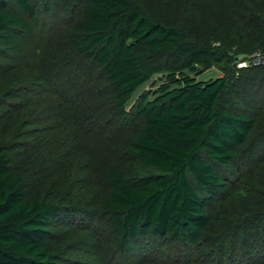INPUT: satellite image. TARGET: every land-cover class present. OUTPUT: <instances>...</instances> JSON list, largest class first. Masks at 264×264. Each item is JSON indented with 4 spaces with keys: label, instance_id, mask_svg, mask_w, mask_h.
<instances>
[{
    "label": "trees",
    "instance_id": "trees-1",
    "mask_svg": "<svg viewBox=\"0 0 264 264\" xmlns=\"http://www.w3.org/2000/svg\"><path fill=\"white\" fill-rule=\"evenodd\" d=\"M256 50L264 0H0V264H264Z\"/></svg>",
    "mask_w": 264,
    "mask_h": 264
},
{
    "label": "rangeland",
    "instance_id": "rangeland-1",
    "mask_svg": "<svg viewBox=\"0 0 264 264\" xmlns=\"http://www.w3.org/2000/svg\"><path fill=\"white\" fill-rule=\"evenodd\" d=\"M238 59H239L238 60L239 63L237 62L238 67H244L248 65L264 66V52H262L261 50H256L249 55L241 54ZM222 75H223L222 71H220L217 67H213L211 69L204 71L201 75L197 76V78L200 80H208L211 78H217ZM165 77H166L165 74L154 75L149 81H147L142 86H140L138 90L134 93L130 101L128 102L127 108L129 109L132 107L138 96L143 91L148 89H152V91H154L165 80ZM152 98H154L153 95L150 96V99Z\"/></svg>",
    "mask_w": 264,
    "mask_h": 264
},
{
    "label": "built area",
    "instance_id": "built-area-1",
    "mask_svg": "<svg viewBox=\"0 0 264 264\" xmlns=\"http://www.w3.org/2000/svg\"><path fill=\"white\" fill-rule=\"evenodd\" d=\"M259 59V58H258ZM256 62V61H255Z\"/></svg>",
    "mask_w": 264,
    "mask_h": 264
}]
</instances>
